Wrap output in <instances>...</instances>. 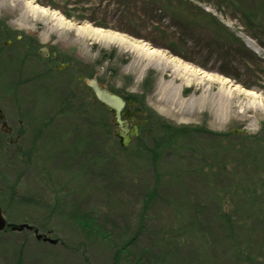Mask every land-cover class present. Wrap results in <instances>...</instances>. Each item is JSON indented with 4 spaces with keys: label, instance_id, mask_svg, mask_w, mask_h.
I'll return each instance as SVG.
<instances>
[{
    "label": "rangeland",
    "instance_id": "rangeland-1",
    "mask_svg": "<svg viewBox=\"0 0 264 264\" xmlns=\"http://www.w3.org/2000/svg\"><path fill=\"white\" fill-rule=\"evenodd\" d=\"M139 45L197 74L169 81L175 61L129 67ZM81 73L144 113L136 135L120 136L109 111V152L127 143L108 168L52 112L69 84L104 119ZM168 81L183 107L160 100ZM0 116L4 216L56 239L3 230L0 264H264V0H0Z\"/></svg>",
    "mask_w": 264,
    "mask_h": 264
},
{
    "label": "trees",
    "instance_id": "trees-1",
    "mask_svg": "<svg viewBox=\"0 0 264 264\" xmlns=\"http://www.w3.org/2000/svg\"><path fill=\"white\" fill-rule=\"evenodd\" d=\"M41 3L46 4V5H52L50 2L45 3L43 1H41ZM66 15L70 16V14H66ZM14 38H16V36ZM230 39L233 40L232 37H230ZM24 47H25V45H24ZM25 49H27V47H25ZM80 75H82L83 77L87 76V77L91 78V74L86 75V74L81 73ZM143 85H144L145 89L149 88L148 77H146L143 80ZM92 98H93V101L98 104V105H96V106H98V108H104L105 116H104L103 120L100 116L98 117L95 114V110L93 109V106L91 103L92 101L90 102L91 104L89 103V105H87L84 98L82 96L78 97L76 92H75V89L69 84H68V86H65V88L63 90L58 91V98L56 99L57 102H55V105L57 104V106H55V109L52 112H53V114H55V115L57 114V116L63 118L64 122L67 125V128L69 130H74V133L80 132V134L83 135L84 130L88 129V132H87L88 138L86 137V141H88L87 145L98 146L99 152H102L101 159L103 161L102 163H104L103 166L108 168L109 165L112 164L114 160L115 161L119 160L118 152H119V150L125 151L126 146H124V144L122 142L117 141L114 144V146L116 145V148L114 149V151L109 152L108 147L111 144H113L111 142V139L113 138V136L110 134L112 126H111V122L108 119V114H109L110 110H109V108L104 106L102 103L97 101L93 95H92ZM125 98L132 99L134 102H138V99L133 97V96H128V97L125 96ZM68 114H72L73 116L66 117L65 115H68ZM51 119H48L47 122H49ZM144 119H145V123H147L148 118L145 117ZM85 122H86V124H85ZM145 125H147V124H145ZM160 128H162L164 130L174 129V131L169 130L171 132H175V130H178V128H176V127L173 128L172 125L165 124L164 122L160 123ZM187 128L188 127H186V126H182L179 128V130L182 131V134H185V131H187ZM230 134H233V133H230ZM235 136L240 137L241 139L244 138L243 135H235ZM142 142H143L142 145H144V148L147 149L151 153V159L153 161L154 157H155V153H156L155 149L153 147L147 145V142L145 140L144 141L142 140ZM72 148H73V150H71V153H68L70 155H74L76 153V151L74 150V147H72ZM66 160H70L69 155L66 156ZM71 160H73V159H71ZM104 174H106V173H104ZM0 203H1V199H0ZM80 215L81 214L79 212H77L76 210H73L71 212V216H72L71 218L78 223L79 227L86 232L92 233V231H93L92 230V228H93L92 221L93 220L91 219V217H86L85 215L80 216ZM222 216H225V218H226L225 221H229V215L227 216V215L223 214ZM128 244H129V241L126 242L125 244H123V247L120 248L119 251L126 249L128 247ZM119 251L116 252L114 260H116V258H118L117 254L119 253Z\"/></svg>",
    "mask_w": 264,
    "mask_h": 264
},
{
    "label": "bare ground",
    "instance_id": "bare-ground-1",
    "mask_svg": "<svg viewBox=\"0 0 264 264\" xmlns=\"http://www.w3.org/2000/svg\"><path fill=\"white\" fill-rule=\"evenodd\" d=\"M25 6V5H24ZM28 7V11H26L24 14V16H28L29 13H33L35 12V7H32L30 5L25 6ZM97 31H99V29H95ZM102 35V34H101ZM98 36H100V33H98ZM104 36V35H103ZM104 39H101V41ZM115 40V39H114ZM106 41H102V42H107ZM117 42H119L120 45H123V40L121 38H117V40H115ZM144 45H147L146 43H144ZM136 48V47H135ZM138 55L137 57H135L131 63L129 67H133L138 65L141 62V59H144L146 61V64H150L153 63L156 66H160L161 64L163 66H167L171 63V61H175V68H173V75L172 78L169 81H174L176 77L180 76L183 79V75L187 72H190V74H197L196 70L193 68L192 70L190 69V67L184 63L183 61H177V60H167V57L163 54V52L161 50H159V48H153L151 49V47H146L144 48L142 45H139L138 48ZM178 64H177V63ZM183 67H181V66ZM193 79V78H192ZM195 79V78H194ZM185 80V79H184ZM169 81L165 84L162 85L161 87V101L163 103H165V105H169V107H183V103L181 102L180 99L177 97L176 94H173L172 91V85L171 83H169ZM188 81V80H187ZM172 93V94H171ZM218 101L221 105V110L223 112H225L226 110L229 109V96L223 91H219L218 93ZM200 101L202 102H206L209 101L208 100V95L207 94H202L199 98ZM210 102H212V100H210Z\"/></svg>",
    "mask_w": 264,
    "mask_h": 264
},
{
    "label": "water",
    "instance_id": "water-1",
    "mask_svg": "<svg viewBox=\"0 0 264 264\" xmlns=\"http://www.w3.org/2000/svg\"><path fill=\"white\" fill-rule=\"evenodd\" d=\"M78 79H81V76H78ZM85 84L91 89L92 93L95 95L96 99L101 102L102 104L106 105L108 108H110L111 110L114 111L115 113V118H116V122L118 123V125L120 126L123 134L124 132L127 131L126 127L122 126V119L121 116L123 115L121 113V109L124 106V100L121 96H119L118 94L108 90L107 88L103 87L102 85H100V83L95 79V78H85L84 79ZM132 103V102H131ZM235 133H244L245 131L242 129H233L232 130ZM134 133H136V127H134L133 130ZM124 144L127 143V140L124 139ZM6 228H10V230L12 231H22V230H30L34 233V236L37 240H41L44 242H48L51 244H55L56 243V239L51 238L49 236L50 231L47 233H41L38 231L37 228H34L33 225L29 224V223H10L7 222L2 208L0 207V232L5 230Z\"/></svg>",
    "mask_w": 264,
    "mask_h": 264
},
{
    "label": "flooded vegetation",
    "instance_id": "flooded-vegetation-1",
    "mask_svg": "<svg viewBox=\"0 0 264 264\" xmlns=\"http://www.w3.org/2000/svg\"><path fill=\"white\" fill-rule=\"evenodd\" d=\"M123 99L125 101V105H124V108L122 109V113H123V115H122V120H123L122 126L127 128V131L125 133H129L131 135L133 133L134 127L137 128V126L139 124H142L141 121H139V117L138 116H142V115H144V113L140 112V110L138 109L137 102H134L132 99H127V98H123ZM65 116L66 117H70V116H73V115L72 114H68V115H65ZM0 120H2L1 116H0ZM143 121L145 122V119ZM1 122H2V125L5 126V128L7 130V132H5V133L9 134L11 129L5 124L4 121H1ZM85 124H86V122H85ZM118 127H119V130H120V134L119 135L122 136V130H121L119 125H118ZM84 131L87 133L88 129H85Z\"/></svg>",
    "mask_w": 264,
    "mask_h": 264
}]
</instances>
